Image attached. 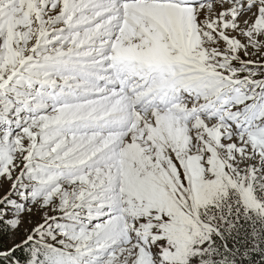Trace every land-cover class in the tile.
Segmentation results:
<instances>
[{
  "label": "snow or ice",
  "instance_id": "snow-or-ice-1",
  "mask_svg": "<svg viewBox=\"0 0 264 264\" xmlns=\"http://www.w3.org/2000/svg\"><path fill=\"white\" fill-rule=\"evenodd\" d=\"M0 264H264V0H0Z\"/></svg>",
  "mask_w": 264,
  "mask_h": 264
},
{
  "label": "trees",
  "instance_id": "trees-1",
  "mask_svg": "<svg viewBox=\"0 0 264 264\" xmlns=\"http://www.w3.org/2000/svg\"><path fill=\"white\" fill-rule=\"evenodd\" d=\"M18 255H19V253H18Z\"/></svg>",
  "mask_w": 264,
  "mask_h": 264
}]
</instances>
